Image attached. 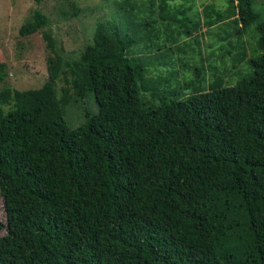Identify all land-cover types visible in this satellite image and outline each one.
<instances>
[{
    "label": "trees",
    "instance_id": "1",
    "mask_svg": "<svg viewBox=\"0 0 264 264\" xmlns=\"http://www.w3.org/2000/svg\"><path fill=\"white\" fill-rule=\"evenodd\" d=\"M232 7L239 34L253 27L251 72L155 103L118 21L67 58L32 10L18 33L42 30L51 54L38 88L0 89V264H264V18ZM85 96L97 111L70 127L63 109Z\"/></svg>",
    "mask_w": 264,
    "mask_h": 264
},
{
    "label": "rangeland",
    "instance_id": "2",
    "mask_svg": "<svg viewBox=\"0 0 264 264\" xmlns=\"http://www.w3.org/2000/svg\"><path fill=\"white\" fill-rule=\"evenodd\" d=\"M231 1L228 14L221 16ZM233 3L165 0L164 11L159 14L158 0H41L39 4L32 0H0V63L6 74L0 89L38 88L46 79V59L51 53L42 30L24 36L18 33L33 9L47 17V27L67 58L77 57L91 41L96 22L115 19L123 25L136 38L132 53L145 61L144 82L149 88L140 91L143 101L179 98L190 90V85L202 87L213 77L223 85L234 84L251 72L248 59L255 55L256 39L252 26L240 34L235 30L230 21L235 17L231 14ZM253 8L264 18V0H253ZM61 84L57 81V88ZM84 111L96 113L92 96L69 101L63 109L66 123L70 127L79 124ZM5 233L0 195V236Z\"/></svg>",
    "mask_w": 264,
    "mask_h": 264
}]
</instances>
